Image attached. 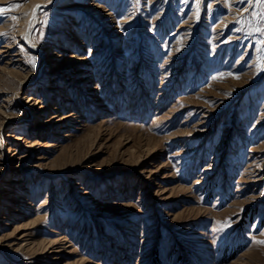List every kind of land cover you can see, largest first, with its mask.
<instances>
[{
	"label": "rangeland",
	"instance_id": "374dc122",
	"mask_svg": "<svg viewBox=\"0 0 264 264\" xmlns=\"http://www.w3.org/2000/svg\"><path fill=\"white\" fill-rule=\"evenodd\" d=\"M16 3L0 14V264H264L254 0L0 7Z\"/></svg>",
	"mask_w": 264,
	"mask_h": 264
},
{
	"label": "snow or ice",
	"instance_id": "6c2138e0",
	"mask_svg": "<svg viewBox=\"0 0 264 264\" xmlns=\"http://www.w3.org/2000/svg\"><path fill=\"white\" fill-rule=\"evenodd\" d=\"M239 2L240 3L253 4V0H239ZM254 6L255 7H259L261 9V11L258 12V13L257 12H253L252 15L254 17H257L260 21L264 22V0H254ZM21 7H22V4H20V3L12 4V5H9L7 7H0V14H7L10 11L18 10ZM40 8H41L40 4H37L33 8L32 12H31V16H32L33 19H35V15H36L37 9H40ZM246 10L247 9H245V11ZM25 15H28V14L26 13ZM11 19L14 22L18 23L20 17L13 15V16H11ZM245 22H247V21H245ZM29 24L31 25V21H29ZM254 30L256 32L260 33L262 36H264V23H261L260 26H257ZM258 43L261 45V47L256 49V51L259 52V53H262V55H260L258 57V59H259L261 68L264 69V39H260L258 41ZM30 62L34 66L35 65V57H33ZM225 226H230V224L229 225H225ZM255 243L264 244V240H257V241H255Z\"/></svg>",
	"mask_w": 264,
	"mask_h": 264
},
{
	"label": "bare ground",
	"instance_id": "6f19581e",
	"mask_svg": "<svg viewBox=\"0 0 264 264\" xmlns=\"http://www.w3.org/2000/svg\"><path fill=\"white\" fill-rule=\"evenodd\" d=\"M38 11H39V10H38ZM36 13H37V12H36ZM36 17H37V15H35V18H36ZM33 21H34V20H33ZM25 42H26L28 48H29L30 50H32L33 52H35V53H39V52L41 51L39 47H37L36 45H34L32 39H31V29L28 30V32H27V34H26ZM41 53H42L43 55H46L45 60H46V61L49 60L50 63H52L53 61H55V58H56V56H57V54H56L55 52H52V53H50V52H46V49H45L44 51H41ZM23 98L26 99V100H29V101H26V102H25V103L27 104V106L30 105V103L34 100V98H33L32 96H24ZM55 109H56V106H55V108H53V110H55ZM66 118H67V117L65 116V117L62 118L61 120H65ZM68 118H69V117H68ZM68 118H67V119H68ZM5 136L8 137V135H5ZM19 139H20V138H19ZM11 150H13V149H11ZM22 182H23L22 179H16V181H15V183H22ZM13 201H16V200H13Z\"/></svg>",
	"mask_w": 264,
	"mask_h": 264
}]
</instances>
